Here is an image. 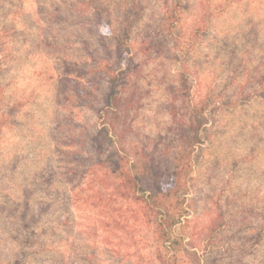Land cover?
Here are the masks:
<instances>
[{
	"label": "rangeland",
	"instance_id": "obj_1",
	"mask_svg": "<svg viewBox=\"0 0 264 264\" xmlns=\"http://www.w3.org/2000/svg\"><path fill=\"white\" fill-rule=\"evenodd\" d=\"M117 162L182 169L179 264H264V0H0V264H161Z\"/></svg>",
	"mask_w": 264,
	"mask_h": 264
},
{
	"label": "trees",
	"instance_id": "obj_2",
	"mask_svg": "<svg viewBox=\"0 0 264 264\" xmlns=\"http://www.w3.org/2000/svg\"><path fill=\"white\" fill-rule=\"evenodd\" d=\"M126 73L128 72L125 70L107 72L112 87V92L110 93L109 103L107 106L108 112L110 110L114 111V108L115 111L119 110L118 102L120 96L118 95L117 89L121 76ZM128 102L130 103L132 101L128 100ZM105 128L103 130L106 131ZM101 133L102 130H100L96 136L97 141L100 142V144L102 141L98 138H100L99 136ZM122 158L128 159V157H125L124 155ZM116 165L119 168L115 174L118 178H121L120 183L117 184L119 193L125 198L134 199L138 202L144 210V215L147 218V221L154 226L155 237L158 242V249L156 251L157 259H159L161 264H179L178 253L180 250L181 240L172 234V229L181 221L184 210L181 209L179 211L172 212L170 211L169 206L166 205V202L171 198L178 200L181 198L180 191L183 188L181 180L182 169L176 170L172 173V182L168 185L162 184L159 181V177H154V183L157 184L156 190L154 191L152 188L151 190L144 189V187L140 185V176L137 173H133L131 169H124L121 162H117ZM139 190H141L142 193H138ZM183 200L184 199H181L178 203L183 202ZM168 252L171 253L170 256L168 255ZM18 263L19 262H17V264Z\"/></svg>",
	"mask_w": 264,
	"mask_h": 264
}]
</instances>
